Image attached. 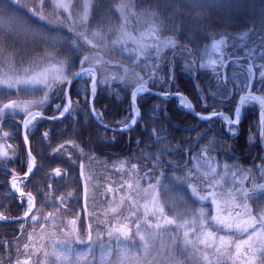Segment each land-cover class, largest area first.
Segmentation results:
<instances>
[{
  "label": "trees",
  "instance_id": "1",
  "mask_svg": "<svg viewBox=\"0 0 264 264\" xmlns=\"http://www.w3.org/2000/svg\"><path fill=\"white\" fill-rule=\"evenodd\" d=\"M92 1L97 7L92 10L90 23H100L102 26L111 20L115 24L120 23V15L114 9L118 0ZM135 1L138 7H142L138 9L139 12L147 13L145 16H150V0ZM248 1L250 6L258 10L257 15L251 20H248L245 12L248 6L247 1L235 0L236 5L240 4L245 7L244 12L239 9H230L228 13V10L217 6L215 0H176V3L183 4V7L161 11L159 18L156 19L160 28L155 39V42L158 43L171 38L175 41V47H164L159 57H156L154 47L147 51V58H137L133 52L122 54L119 51H112L108 59L109 64L101 69L106 75L110 70L122 74L123 69H117L113 64L117 60L119 64L129 66L144 77L147 80L146 86L151 91L163 94H183L192 103L195 112L203 115L211 114L214 104L222 105L216 110L232 117L238 101V92L230 81V73L232 71L235 74H242L247 69L243 67L244 63L249 66H254L257 63L252 59L253 57L242 51L241 48L246 47L245 41L237 36L245 33H251L250 36L264 35V31L260 27L264 0ZM32 3V0H27V7ZM195 3H204L210 7L202 11L193 6ZM101 4L104 7H100ZM48 6L50 4L43 9L46 15ZM109 7L111 11L108 10ZM17 11L29 15V11L25 7H21ZM30 19L37 25L45 24L46 26V23L39 22L33 17ZM225 20L229 24H225ZM131 26L134 28L132 31H135L137 23ZM52 27L57 28L63 36L72 37L63 28ZM225 37L230 39L232 47L226 52L228 53L225 59L227 66L219 73L220 83L217 81L216 73L198 71V76H191L187 70H182L187 57V53L183 52L185 46L195 49L197 64L200 62L204 48ZM10 40L15 47L6 48L3 52L10 53L18 63L29 62L30 59L39 55L40 51H46L44 45L36 46L32 41H24L22 37L13 33ZM60 56L64 59L63 54ZM4 59L5 57L0 56V61H4ZM77 60L79 58L74 59V61ZM187 62H190V58ZM76 64L75 62L74 70L78 71L79 62ZM153 64L156 65L155 68ZM238 64L241 65L238 66ZM145 65L146 68H144ZM78 82L76 81L70 90L72 102L79 105L73 115L56 121L41 119L30 134L29 147L36 160V169L26 181L25 190L31 191L35 197L36 211L34 215L36 216L39 213H44L45 217L49 213H53V217L60 212L67 216H79L84 220L87 229L85 182L87 181L88 185L89 178L92 188L95 187L98 196H102V201H110L111 195H114L115 204L119 183L113 184L112 179L124 180L119 192L126 190L127 195L131 192L136 194L139 192L136 182L154 183V179L150 181L149 177L159 176L161 170L168 174L182 172L191 167L196 154L203 151L215 164L220 159L226 163L238 162L246 167L264 165L262 163L264 153L259 141V111L257 107H249L244 110V117L238 127V135L230 136L225 132L224 126L219 123V120L212 119L211 123L201 121L180 107L176 99L165 100L146 94L137 99L141 115L140 122L131 131H115L116 139L113 140L114 131L107 130L105 135L104 128L92 118L88 108L89 93L85 101L77 94L75 88ZM63 87L66 85L59 88ZM168 87L170 90L167 91ZM135 88L136 83L133 79L123 83L116 80L109 85H99L93 107L102 115L103 122L109 126L108 128L119 129L122 127L119 121L130 118L131 95ZM225 90L227 95H225ZM253 91L264 95V83L258 80L254 84ZM213 92H218L220 95L213 97ZM61 99H63L62 92L60 96L52 95L48 105L44 108L45 117L56 115L53 112V106L58 104ZM18 120L19 117L16 115L15 119L8 116L0 123V127L4 131L9 130V127L14 128V135L12 138L6 139L5 142L12 146V149L9 150L11 158L8 160L7 175L5 169L0 168V213H3L7 219H14L12 222H0V264H15L18 258L23 259L25 257L24 244L28 240V234L39 227L38 220L34 222L31 217L26 221L17 220L22 217L25 202L13 195L8 186L13 171L17 176H22L27 171L28 155L22 138V124ZM209 127L212 131L203 136L205 129ZM217 127H220L218 131ZM73 128L76 129L75 134ZM45 131L49 132L47 139L43 136ZM157 132L159 136L163 137V143L156 142ZM209 141H212L211 146H209ZM61 145H63L62 148ZM55 149H59V151L53 154ZM161 149H164L165 154L161 156V163L157 165L153 156H159ZM132 165H136L135 169ZM57 167L62 170V175L59 177L55 176L53 171ZM171 169H176V171ZM82 174L84 179L81 178ZM50 185L51 187H49ZM185 190L189 192L188 189L184 188L183 191ZM138 195L141 196V193ZM62 196L65 198L64 205L59 203V198ZM96 203L97 201H95ZM124 209L125 206H122L119 211L111 212L110 218L117 216L118 213H123ZM95 215L102 218L98 209L93 212V216ZM44 217L43 220L47 222L49 219L45 220ZM33 223H38L37 227H34ZM111 224L112 222L109 223V226ZM21 225H23V230ZM18 247L19 252L17 251Z\"/></svg>",
  "mask_w": 264,
  "mask_h": 264
},
{
  "label": "snow or ice",
  "instance_id": "2",
  "mask_svg": "<svg viewBox=\"0 0 264 264\" xmlns=\"http://www.w3.org/2000/svg\"><path fill=\"white\" fill-rule=\"evenodd\" d=\"M106 2V0H105ZM15 5V7H12ZM201 9L202 11L210 7L204 3H195L193 5ZM235 6V0H222L219 7L224 10H230ZM21 7H27L23 4L22 0H0V52H3L6 48H14V43L11 42L10 36L12 33H32L34 34L39 42H42L46 51L45 56L48 58V63L40 70H31L30 68H25L23 74L16 75H4L0 76V87L5 88V91L2 99L7 102L0 103V121L8 116H12L15 119L17 112L23 113L22 129L25 146L30 145V129H34L39 121L45 118L44 108L48 105L53 94L60 96V93H63V100L65 101L62 104H55L54 107L58 111L59 115H53L47 117L49 120H58L62 117L72 116L75 110L79 107L78 104H74L70 98L68 87L58 88L61 85L70 86L74 80L83 79L85 77L90 78L91 80V94L95 98L99 85H109L110 81L119 80L120 82H126L130 79H133L136 83L135 91L132 93V111L134 116H139V111L136 107L137 95L138 93H148L150 89L146 86L147 80L144 77L140 76L134 71V69L129 66H124L123 64L116 63L115 67L117 69L122 68L123 73L119 74L118 72H113L111 75H106L104 70L96 67L97 64H104L106 67L109 64V61H103L98 52L90 51L89 49H103L107 45L105 44V33L102 29L89 32L85 25L89 22L92 10L97 7L91 0H85L83 5L82 14L78 19L74 18L69 9L70 5L67 3L61 2V0H55L54 7L57 10L63 9L65 12H69L67 19L61 21L59 12L56 14V22L62 23L68 28V31L73 33L72 37H66L59 33L57 28H53V20L47 17L43 11L46 7V0H39V7L33 6L29 9L30 15H24L18 13L17 9ZM100 7H104L103 4ZM128 7L126 4H121L120 9H125ZM183 4L176 3V0H150L149 9L150 16L153 19H158L161 11L167 9H178L182 8ZM111 11L110 7L108 9ZM31 17H36L39 21L46 22L45 24L37 25L33 23L30 19ZM71 20L73 23H68ZM225 24H229L227 20L224 21ZM160 27L157 24L153 28V34L155 38V33ZM261 30L264 31V6H262L261 19H260ZM247 35V34H245ZM261 41L264 42V35L261 36ZM126 41L123 38L112 41L113 45L125 43ZM138 47L134 51L136 52L137 58L144 56L147 58V50L150 47H155L156 57L160 56V53L164 47L172 46L175 47V41L171 38L167 40L159 41L154 45L144 44L138 41ZM225 43L224 39H220L213 43V50L219 51L221 45ZM51 49L52 51H47ZM61 49L63 50L61 52ZM183 52L187 53L186 63L183 65L182 70H187L190 74L199 75L198 70L195 68V63L197 56L195 54V49L188 48L185 46ZM63 54L64 59L57 60L54 57L60 56ZM79 58L80 68L78 71L74 70V59ZM190 58V62L188 61ZM217 61H209L207 64L201 63L200 68H212L213 71H216ZM221 66H224L225 61L221 59L219 61ZM155 68L156 65L153 64ZM260 78L261 82L264 83V64L259 65ZM67 69V70H66ZM154 74V73H153ZM252 69H249V79L245 82L243 89H251L254 87L252 84ZM217 79H220V74L217 72ZM24 89L26 92L34 95L36 98L29 101H22L20 99H14L11 96V90H15L16 94L19 95L20 90ZM42 93V95L40 94ZM156 95H161L156 93ZM180 96V103L183 108L193 110V105L188 101L183 94L177 93ZM213 97L220 95L218 92H213ZM225 95L227 91L225 90ZM167 98V93L164 94ZM247 101H254L259 104L260 112V122L259 128L261 130V138L264 139V95H254L249 91L247 94L240 96L239 103L242 105ZM222 105H215L213 112L205 116L201 113H195L202 121H208L211 123L212 117H220L224 119L229 125H239L241 122V109L239 106L235 109V119H231L227 116H223L222 113L218 112L216 108ZM92 115L95 117L96 121L104 128L106 135L108 130V125L103 122V117L98 113L95 108H92ZM123 125L119 131H131L132 126H134L137 121L135 118L132 120V125H129L126 121H119ZM114 135L113 140L116 139ZM209 131H212L211 127L206 128L203 136H206ZM76 129L73 128V133L75 134ZM230 133L233 136L238 135V129L231 130ZM14 135V128L9 127V130L4 131L0 127V139H10ZM158 143H163V137L159 136L158 132L156 133ZM45 139L49 137V132L45 131L43 133ZM202 138V137H201ZM251 139V137H249ZM74 143L73 141H69ZM139 145V141L137 142ZM212 141H209V146H211ZM61 148L63 145L60 146ZM12 149L10 144L0 145V168L5 169V174L7 175L8 160L11 158L9 156V150ZM59 149H55L54 153L58 152ZM165 154L164 149H161L160 155L153 156V159L156 161L157 165L161 163V156ZM262 163H264V158H262ZM36 167V160L32 154V151L29 147L28 156H27V171L24 173L25 177L33 173L34 168ZM82 167V166H81ZM135 169L136 165H132ZM176 171V169H171ZM54 175L59 177L62 175V170L60 167L55 168ZM155 171V169H153ZM215 171V169H213ZM261 175L264 176V168L261 169ZM81 178L84 179L83 174ZM246 178V177H245ZM150 181L154 179V183L150 182L148 188L145 189V193L151 196L148 204H145V213L144 220L133 222L129 220L127 224L122 225L121 227H113L108 230L107 235L111 238L114 235L117 239L123 237L124 239H131L138 237L140 242V249L138 255H133L127 249H120L117 259V264H154L153 260L148 259L150 254V249L152 248L153 242L161 236L163 226L176 225L177 227H184V224L178 222V217L180 213H177V217H170L166 215V205L162 201V197H167L169 204L175 206L176 203L180 202L184 198L183 185L188 184V187L191 188L192 194L198 196L201 201H204L208 196L201 195L197 193L196 188L188 183L189 177L187 175L172 176L168 172L161 170L159 176L149 177ZM243 181H241V184ZM11 186L19 194L21 201H24L26 198L27 208L23 213L25 218L29 217V214L33 212L35 205V197L31 191L22 190L21 187L17 184V174L15 171L12 173ZM131 187V185H129ZM51 187V185L49 186ZM240 196L243 199L242 207L247 215V219L243 220L240 223L235 225L230 222L231 216L227 219L220 215V206L215 199L213 193L208 195L213 196L211 203L216 207V215H213L211 219L219 225H223L225 228L237 227L241 232L249 233L247 239H242L234 244L235 251L231 252L229 249L232 247L233 242L226 236L219 237V245L214 246L208 241L215 240V233L213 231H204L203 236L204 240H201V243H204L206 247L213 248L214 251L211 253L201 252L196 248V242L189 239V233L185 231L183 233L184 240L183 244L185 250L191 246L194 251L188 255V259L194 261V264H225V261H231V264H264V184H258L253 181V186L251 189L241 187L238 189ZM257 193L259 195H257ZM71 195V193H69ZM85 200L87 201V181L85 182ZM251 201V204L249 203ZM59 203L61 205L65 204V198L62 196L59 198ZM149 205L151 206L149 208ZM258 209V211L253 214V207ZM239 207L240 205H234ZM116 211V209H112ZM149 214L153 216H158L159 220L153 224L147 217ZM53 213H49L48 216H45L44 219L48 220L52 217ZM135 216V213H132ZM204 213L201 211V216L203 217ZM7 217L0 213V220H6ZM32 221L36 222L38 217L36 215L31 216ZM163 222L161 224L159 221ZM79 222V230H77L76 225ZM69 223L73 226L71 231L64 233L63 239L55 238V234H51L53 238L52 246L48 247L47 245L41 244L37 247L31 245L32 234H28V242L24 244V255L25 259L21 261L19 258L16 260V264H79L80 261H86L87 254L81 253L75 256L74 249L71 247L73 239L76 243L83 244L85 243L84 239L81 238V235L87 233V239L89 244L93 242L92 234V224L88 223L87 229L85 230L84 220L79 216L71 219ZM135 223V233H132V229L129 226L130 224ZM185 224L187 221L184 222ZM146 225V227H144ZM201 226L203 227V220L201 221ZM23 230V225H21ZM153 229L157 231H153ZM251 229V232L249 230ZM60 245L61 247H57ZM19 252V247L17 248ZM91 252V247H89V253ZM39 260L34 261L32 257L38 256ZM169 264H185L184 260L173 258L169 261Z\"/></svg>",
  "mask_w": 264,
  "mask_h": 264
},
{
  "label": "rangeland",
  "instance_id": "3",
  "mask_svg": "<svg viewBox=\"0 0 264 264\" xmlns=\"http://www.w3.org/2000/svg\"><path fill=\"white\" fill-rule=\"evenodd\" d=\"M34 3V6L36 4L37 7H39V0H32ZM241 1H247L248 6L245 11V7L242 5H236L232 7V10L239 9L242 10V12H246L248 20L254 19V17L257 15L258 10L252 6H250L248 0H239ZM23 4L27 5V0H22ZM55 0H46V6L50 4L48 9V14L46 15L50 19H52L53 25L52 26H59V28H63L64 31L69 33L71 36H73V33L68 31V28L64 26L62 23L56 22V14L59 12L60 20L63 21L67 19L69 12H65L63 9L57 10L54 7ZM63 3H67L70 5V13L71 15L78 19L79 16L82 14L83 11V5L85 3V0H61ZM93 3V1L91 0ZM217 3L216 5L219 6L222 2V0H215ZM33 3L31 6L25 7V9H29L33 7ZM121 4H126L128 7L125 9H120ZM117 5V6H116ZM116 12L120 15L119 21L117 24L113 23L112 20L106 24L101 25L100 23L94 24L90 23L91 20L85 25V27L89 30V32L96 31L98 29H102L105 33V44L107 45L103 49L95 50V49H89L93 52H98L99 57L102 60L108 61L110 57V52L112 51H119L122 54H129L130 52H133L137 49L138 45L134 41H138L144 44L148 45H154L156 44L155 39L157 38V32L155 33V38L153 34V28L158 24L156 19H153L151 16H145L144 12H139L138 9H141L142 7H138L135 0H118V3H116ZM21 9V8H20ZM230 10H228L229 13ZM30 15V12H29ZM122 15V16H121ZM92 16V13H91ZM35 20L39 21L36 17H33ZM91 18V17H90ZM136 21V22H134ZM42 22V21H39ZM46 23V22H43ZM68 23H73V21L69 20ZM136 30L132 31V24H136ZM17 36H20L25 40H30L35 44L36 46H43L42 42H39L37 37L32 34H24V33H13ZM247 34V35H245ZM242 35H238L237 37L241 40L245 41L246 47L244 46L241 48L244 53H246L248 56L253 57L257 63L254 64L252 69V83L256 80V78H260V67L259 65L264 64V42L261 41V36H250L251 33H245ZM123 38L126 42L113 45L111 42L115 41L117 39ZM225 40V43L221 45L219 51L213 50V43H211L209 46L204 48L202 51V56L200 58L199 63H195V68L198 71H208L213 73H220L221 69L225 68L227 66V63L225 61L226 56H228L227 50H229L230 47H232V44L230 42L229 38H221ZM154 47H150L147 51L153 49ZM52 51V50H48ZM62 55V54H61ZM0 56L5 57L4 61H0V76L4 75H16V74H23V70L25 68H30L31 70H40L44 64L48 63V58L45 56L44 51H40V54L37 55L35 58H32L29 60V62H23L18 63L16 61V58H14L10 53L2 52ZM144 57V56H141ZM139 57V58H141ZM57 60L62 59L61 56H55L54 57ZM223 59L225 61L224 66H221L219 64V61ZM217 61L216 65V71L214 72L212 68H200V64L204 63L207 64L209 61ZM78 64L79 60L74 61ZM118 63V61H115ZM113 63V64H116ZM76 64V65H77ZM111 65L112 62H110ZM241 64H238L240 66ZM80 67V65H79ZM96 67L103 68L105 65L97 64ZM244 68H247L245 72H242V74H235L234 72L230 73V81L231 83L236 87V92H238V97L241 95L246 94L248 92V89H243V86L245 82L249 79V64L244 63ZM249 67V69H248ZM146 68V65L145 67ZM67 70V69H66ZM107 71V70H106ZM226 71V70H225ZM114 72V70H110L107 72V75H111ZM237 72V71H236ZM195 74H191V76H194ZM220 83V80H217ZM112 82V81H111ZM110 82V83H111ZM91 80L88 77H85L83 79H80L78 82V85L76 86L75 90L79 96L85 101L87 99L88 90L90 89ZM63 86V85H61ZM61 86H58L61 87ZM222 87V86H221ZM170 90V87L167 88V91ZM5 91H7L5 88L0 87V103L7 102L6 100L2 99ZM42 95V93H40ZM144 93H139L138 96L143 95ZM174 94V93H173ZM11 96L14 99H20L22 101H29L34 98H36L34 95L30 94L29 92H26L24 89L20 90L19 95L16 94L15 90H11ZM65 101L63 99L60 100L58 104H62ZM178 105L180 107H183L180 103V97L178 100ZM243 109L249 108V107H257L259 113L261 112L260 106L258 103L254 101H247L243 104ZM53 112L56 115H59L58 111L53 106ZM130 118L126 121L129 125L132 124L134 116L133 111H131ZM210 115V114H208ZM205 115V116H208ZM16 116L19 117V123L22 124L23 121V113L17 112ZM232 119H235V112L233 113ZM3 121V120H2ZM0 121V123L2 122ZM219 123L224 126L225 132L228 134L230 133L231 127H229V124L224 120L220 119ZM123 127V125H122ZM121 127V128H122ZM220 127H217L216 130L218 131ZM233 130V129H231ZM34 131V129H30V133ZM6 139H0V145L6 144ZM258 168H257V167ZM253 165L251 167L243 166L241 163L238 162H232V163H226L223 160H218L217 164L210 161L209 156L206 152L197 153L196 156L193 159V164L188 169L174 174H169L172 176H179V175H187L189 177L188 183L192 184L195 188L197 193L201 195L208 196V198L204 201H201L198 196L193 195L191 188L188 187V184L183 185L184 188L188 189L189 192L186 190L184 191L185 195L182 201L176 203V205L173 207L169 204L167 197H162L163 203L166 205V215L170 217H177V213H180V217H178V222L181 224H184V227H177L176 225H170V226H163L162 229L159 231L161 232V236L156 239L153 242L152 248L150 249V254L148 256V259L153 260L154 264H169V261L173 258L181 259L185 261V264H194V261L191 259H188V255L194 251V249L189 246L187 250H185V246L183 244L184 236L183 233L187 231L189 233V239L196 242V248L199 249L201 252L205 253H211L214 251L213 248L206 247L204 243H201V240H204L203 232L204 231H213L215 233V240L208 241V243L213 244L214 246L219 245V237L220 236H226L228 237L232 242V247L229 249V251L234 252L235 247L234 244L242 239H247V236L249 233L241 232L237 227L232 228H225L223 225L217 224L215 221L211 219L213 215H216V207L211 203L213 196L208 195L209 193H213L215 196V199L217 200V203L220 206V215L227 219L229 216H231V221L234 225L236 223H240L243 220L247 219V215L242 207L243 199L240 196L238 189L241 187L251 189L253 186V181H255L258 184H264V176L261 175V169L264 168L260 165ZM215 169V171H213ZM21 176V175H18ZM246 177V178H245ZM113 184H116V182L119 183V188H117L118 193L116 195V203L114 204V195L110 197V201L107 202L102 201V196H98L96 193V188H92V183L89 178V184L87 185V210H86V222L92 224V234H93V242L89 244L87 239V233L85 231L84 234L81 235V238L84 239L85 243L80 244L76 243L73 239V242L71 244V247L74 249V255L73 259H75L76 255H79L81 253H86V261H80L79 264H117V259L119 255L120 249H127L130 253L133 255L139 254L140 249V242L138 237H134L131 239H124L121 237L120 239H117L114 235L113 237H109L107 235V232L109 229L113 227H121L124 224H127L129 220H132L133 222L137 221V217L139 218V221H143L145 216V204H148V202L151 199V196L145 193V189L148 188V183L143 184L142 182H136V188L139 189V192L136 194L129 193L127 195L126 190L124 192L119 190L124 184L123 179H112ZM241 181L243 183L241 184ZM17 184L19 187L22 188V190H25V184L24 181L17 179ZM134 187V186H133ZM12 188V186H11ZM112 189V188H110ZM12 190L15 192V190L12 188ZM17 193V192H15ZM138 193H141V196L138 195ZM18 194V193H17ZM257 195H259L257 193ZM95 201L97 203L95 204ZM251 204V201H249ZM95 204V206H94ZM234 205H240L239 207ZM94 206V207H93ZM122 206H125V209L123 213L117 214V216H113L110 218V213L113 212L112 209H116L119 211ZM151 206L149 205V208ZM253 207V214H255L258 209L255 207V205H252ZM27 208V201L25 200V207L23 211H25ZM98 209V211L101 213V217L98 215L93 216V212H95ZM201 211H203L204 215L201 216ZM132 213H135L136 215L133 216ZM38 217V223H33L34 227H37V224L39 227L35 228L31 231L32 234V241L31 245L33 247H37L41 244L47 245L48 247L52 246L53 238L51 234H55V238L57 239H63L64 233L72 230V225L69 223V221L75 217L67 216L63 212H60L59 214H55L52 218H50L47 222L43 220L44 213H39L37 215ZM153 224H155L158 220V216H153L149 214L147 217ZM110 219V220H109ZM203 220V227L201 226V221ZM187 221L185 224L184 222ZM112 222V224L109 226V223ZM161 224H163L162 220L159 221ZM78 226V227H77ZM85 226V225H84ZM132 229V233H135V223H132L129 225ZM80 225H76V228H79ZM146 227V225L144 226ZM79 230V229H78ZM86 230V228H85ZM153 231H157L153 229ZM251 232V229L249 230ZM28 239V238H27ZM28 240L26 241V243ZM57 247H61L60 245H57ZM89 247H91V252L89 253ZM39 255L32 257L34 261L39 260ZM21 259V261H23ZM16 264V263H15ZM225 264H231V261H225Z\"/></svg>",
  "mask_w": 264,
  "mask_h": 264
},
{
  "label": "water",
  "instance_id": "4",
  "mask_svg": "<svg viewBox=\"0 0 264 264\" xmlns=\"http://www.w3.org/2000/svg\"><path fill=\"white\" fill-rule=\"evenodd\" d=\"M77 80V79H76ZM76 80H74V82L76 81ZM73 82V83H74ZM72 83V84H73ZM72 84L70 85V86H68L67 85V87H68V89L70 90V87L72 86ZM135 91V90H134ZM148 94H152V95H156V93H154V92H148ZM156 96H159V97H162V98H164V99H171V98H179L180 96H177V95H167V98H165V96L164 95H156ZM240 101V100H239ZM238 106L240 107V109H241V104L240 103H238ZM92 108H93V96H92V94H91V91H90V99H89V109H90V112L92 113ZM192 111V114L193 115H195V112L193 111V110H191ZM66 116H67V114H66ZM196 116V115H195ZM43 119H46V120H48L46 117L45 118H43ZM139 119H140V113H139V116H137V118H136V121H137V123L134 125V126H136L138 123H139ZM134 126H132V128L134 127ZM109 129V128H108ZM110 130H112V129H110ZM114 131V130H113ZM260 141H261V143L262 144H264V139H262L261 138V131H260ZM28 150H29V146L28 147H26V151H27V154H28ZM36 168V167H35ZM35 168H34V170H35ZM34 172V171H33ZM33 174V173H32ZM32 174H30L29 176H27V177H22L21 179H24V180H26L27 178H29ZM28 218V217H27ZM26 218L24 217V218H22V219H20V220H25ZM3 221H6V222H10V220H3Z\"/></svg>",
  "mask_w": 264,
  "mask_h": 264
}]
</instances>
